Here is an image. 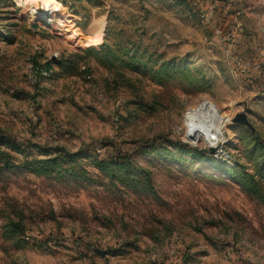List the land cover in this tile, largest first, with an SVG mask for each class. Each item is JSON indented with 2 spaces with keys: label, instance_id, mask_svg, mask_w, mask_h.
Segmentation results:
<instances>
[{
  "label": "rangeland",
  "instance_id": "374dc122",
  "mask_svg": "<svg viewBox=\"0 0 264 264\" xmlns=\"http://www.w3.org/2000/svg\"><path fill=\"white\" fill-rule=\"evenodd\" d=\"M57 2L0 0V264H264V64L192 0Z\"/></svg>",
  "mask_w": 264,
  "mask_h": 264
},
{
  "label": "crops",
  "instance_id": "0c3cea01",
  "mask_svg": "<svg viewBox=\"0 0 264 264\" xmlns=\"http://www.w3.org/2000/svg\"><path fill=\"white\" fill-rule=\"evenodd\" d=\"M217 16V20L225 21L228 30L241 24L242 32L233 47L241 61L248 65L264 64V0L228 1L221 5Z\"/></svg>",
  "mask_w": 264,
  "mask_h": 264
},
{
  "label": "bare ground",
  "instance_id": "6f19581e",
  "mask_svg": "<svg viewBox=\"0 0 264 264\" xmlns=\"http://www.w3.org/2000/svg\"><path fill=\"white\" fill-rule=\"evenodd\" d=\"M21 1V0H20ZM33 4H36V12L39 14H45L47 12V8H54L53 5L50 4H56L60 6V9H62V6L57 2V0H30ZM61 24V23H60ZM72 29L68 28V26H63V32L69 33ZM99 42V39L91 40L88 39V45H95ZM191 128H187V131H191L194 133L195 138H204L207 137L206 135L211 133H216L218 127L220 128L221 124V118H215V111L213 108H208L206 112H198V114H195L191 117ZM188 127V126H187ZM221 129V128H220ZM204 131V132H202ZM204 133V134H203ZM207 133V134H206ZM212 138V137H211Z\"/></svg>",
  "mask_w": 264,
  "mask_h": 264
},
{
  "label": "built area",
  "instance_id": "2783aa9c",
  "mask_svg": "<svg viewBox=\"0 0 264 264\" xmlns=\"http://www.w3.org/2000/svg\"><path fill=\"white\" fill-rule=\"evenodd\" d=\"M199 18L208 25L215 34L219 35L224 44L235 43L242 32L240 23H236L231 29H226L223 19L217 20L215 17L220 11L223 3L231 0H194ZM216 22V23H215Z\"/></svg>",
  "mask_w": 264,
  "mask_h": 264
},
{
  "label": "water",
  "instance_id": "95a60500",
  "mask_svg": "<svg viewBox=\"0 0 264 264\" xmlns=\"http://www.w3.org/2000/svg\"><path fill=\"white\" fill-rule=\"evenodd\" d=\"M241 122H242V123H245V124H247V125H248V123H247V121H246V119H245V117H244V116H242V120H241Z\"/></svg>",
  "mask_w": 264,
  "mask_h": 264
},
{
  "label": "trees",
  "instance_id": "16d2710c",
  "mask_svg": "<svg viewBox=\"0 0 264 264\" xmlns=\"http://www.w3.org/2000/svg\"><path fill=\"white\" fill-rule=\"evenodd\" d=\"M192 2H194V0H192ZM195 5V4H194ZM196 6V5H195Z\"/></svg>",
  "mask_w": 264,
  "mask_h": 264
}]
</instances>
